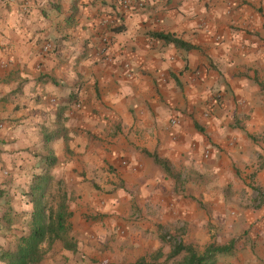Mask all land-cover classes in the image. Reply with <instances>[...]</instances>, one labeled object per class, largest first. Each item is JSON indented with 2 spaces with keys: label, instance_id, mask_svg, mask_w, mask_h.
<instances>
[{
  "label": "crops",
  "instance_id": "0c3cea01",
  "mask_svg": "<svg viewBox=\"0 0 264 264\" xmlns=\"http://www.w3.org/2000/svg\"><path fill=\"white\" fill-rule=\"evenodd\" d=\"M42 178L70 230L39 264H136L146 206H219L224 184L258 196L218 264H264V0L0 2V264Z\"/></svg>",
  "mask_w": 264,
  "mask_h": 264
},
{
  "label": "rangeland",
  "instance_id": "374dc122",
  "mask_svg": "<svg viewBox=\"0 0 264 264\" xmlns=\"http://www.w3.org/2000/svg\"><path fill=\"white\" fill-rule=\"evenodd\" d=\"M202 155L203 158L210 156L205 157L204 153ZM163 170L167 179L171 177L174 180V192L182 197L187 196L188 189L185 186V178L182 175L185 172L179 167L170 165L163 168ZM189 183H193V181L189 180ZM242 184L248 185L246 182H242ZM208 185L212 187L211 181L207 183ZM191 186L190 188H192ZM222 188L219 206H213L210 200L205 205L184 206V211L178 206H169V204L165 205V203L159 204L157 208L146 206L147 212L151 208V211H157V215L153 224L154 228L151 231L147 228L144 235L146 238L156 239V243L152 242V244L148 243L143 246L144 254L136 260V264H181L182 255H171L172 250L178 244L190 245L201 252L209 243H227L235 235L241 234L243 230L237 227V225L242 224V220L239 221L241 218L238 215V212H240L238 206H247V202L244 200L249 201L253 195L258 196V194L255 191L250 193V197H247L249 196V191H246L245 186L239 189H231L230 185L224 184ZM208 190L210 189L207 188ZM62 195L57 191L53 193L48 189L46 203L55 206ZM163 195L166 197L168 193ZM189 197L193 201L197 199L192 194ZM211 199L217 200L218 196L216 195L215 198L211 196ZM221 255L223 254H215L214 261L216 264H218V258Z\"/></svg>",
  "mask_w": 264,
  "mask_h": 264
},
{
  "label": "trees",
  "instance_id": "16d2710c",
  "mask_svg": "<svg viewBox=\"0 0 264 264\" xmlns=\"http://www.w3.org/2000/svg\"><path fill=\"white\" fill-rule=\"evenodd\" d=\"M160 36L166 40L173 41L177 45H184L179 39L167 35ZM154 160L163 168L169 166L165 159L154 156ZM45 180L47 179H38L35 187L28 192L35 205L30 228L26 234L18 238L17 246L14 250H3L1 252V258L5 261V264H39L44 254L42 244L46 243L48 246L56 239L64 241L70 230L68 220L70 212L66 206L65 197L62 195L55 206L47 204L48 181ZM65 246L71 247L72 245L66 242ZM232 247V241L227 243H209L200 252L190 245L180 243L175 246L171 255H182L181 264H216L214 261L215 254L229 253Z\"/></svg>",
  "mask_w": 264,
  "mask_h": 264
},
{
  "label": "built area",
  "instance_id": "2783aa9c",
  "mask_svg": "<svg viewBox=\"0 0 264 264\" xmlns=\"http://www.w3.org/2000/svg\"><path fill=\"white\" fill-rule=\"evenodd\" d=\"M9 1L10 0H0L1 3H7ZM50 49H51V45L49 43H46L42 46V51H44V52H48ZM203 153H204L205 157H208L210 155L211 151H210V149H205ZM122 164L126 165L127 164L126 160H123Z\"/></svg>",
  "mask_w": 264,
  "mask_h": 264
}]
</instances>
